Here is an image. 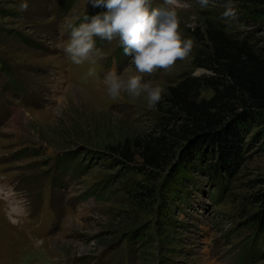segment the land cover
Returning a JSON list of instances; mask_svg holds the SVG:
<instances>
[{
  "label": "rangeland",
  "instance_id": "rangeland-1",
  "mask_svg": "<svg viewBox=\"0 0 264 264\" xmlns=\"http://www.w3.org/2000/svg\"><path fill=\"white\" fill-rule=\"evenodd\" d=\"M21 2L0 0V264L264 261V241L255 242L250 223L257 210L252 197L264 187V141L252 142L256 130L247 138V161L222 192L208 170L184 168L181 149L154 169L136 146L144 136H159L165 122L179 123V114L166 113L170 87L187 75H215L207 68L209 26L254 28L239 14L226 21L223 0L207 8L196 0H149L150 8L174 9L182 36L194 41L171 69L144 74L164 89L149 108L143 97L112 99L102 83L108 71L119 75L131 66L118 38H95L104 52L95 65L73 64L63 52L69 25L106 8L90 0H26L21 11ZM256 37L264 46V32ZM92 67L100 80L87 75ZM212 96L205 90L201 97ZM123 145L133 162L118 153Z\"/></svg>",
  "mask_w": 264,
  "mask_h": 264
},
{
  "label": "trees",
  "instance_id": "trees-1",
  "mask_svg": "<svg viewBox=\"0 0 264 264\" xmlns=\"http://www.w3.org/2000/svg\"><path fill=\"white\" fill-rule=\"evenodd\" d=\"M234 4L239 20L254 29L249 33L229 32L224 23L210 25L207 42L211 59L207 68L215 75H187L170 87L165 96L169 105L166 113L172 118V113L179 114L181 122H165L159 136L147 135L136 141L144 165L154 169L162 168L173 148L181 149L184 168L208 170L218 192L236 178L247 161L248 136L256 130L252 142L264 141V46L260 38L256 40V34L264 32V0H234ZM205 90H212L213 96L201 97ZM118 153L124 160L134 161L125 145ZM252 199L257 210L250 223L256 229L255 242H262L264 187Z\"/></svg>",
  "mask_w": 264,
  "mask_h": 264
},
{
  "label": "clouds",
  "instance_id": "clouds-1",
  "mask_svg": "<svg viewBox=\"0 0 264 264\" xmlns=\"http://www.w3.org/2000/svg\"><path fill=\"white\" fill-rule=\"evenodd\" d=\"M93 7H104L106 12L92 17L84 16L78 25H69L68 41L63 45L64 54L73 64L88 62L95 65L104 58L102 49L96 46V37L112 42L119 40L126 55L132 56L130 67L123 74L113 69L102 79L107 94L112 99L126 94L133 100L143 99L149 108L161 101L164 89L152 81H145L144 74L151 75L158 69L169 70L178 60L186 59L194 46L191 38H184L179 31L177 14L172 8H150L149 0H90ZM171 3V0H168ZM201 8H207L212 0H196ZM223 18L236 19L234 0H223ZM28 4L22 0L20 9ZM88 76L97 77L94 67ZM98 80H100L97 77ZM264 264V261H258Z\"/></svg>",
  "mask_w": 264,
  "mask_h": 264
}]
</instances>
